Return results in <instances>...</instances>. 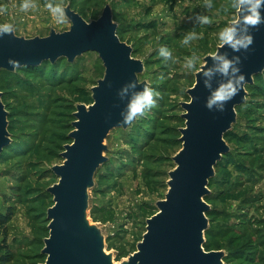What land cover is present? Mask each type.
Here are the masks:
<instances>
[{
	"label": "rangeland",
	"instance_id": "1",
	"mask_svg": "<svg viewBox=\"0 0 264 264\" xmlns=\"http://www.w3.org/2000/svg\"><path fill=\"white\" fill-rule=\"evenodd\" d=\"M22 2L0 0V6L7 7L0 23L13 22L15 35L44 37L51 29L69 30L68 20L53 21L44 7L48 0H36L39 8L28 13L20 11ZM52 2L70 5L88 23L97 20L109 4L121 41L143 63L139 82L146 81L159 93L157 105L145 117L127 129L109 131L103 142L107 160L96 171L89 191L88 219L101 229L106 253L119 263L136 251L146 220L165 197L169 173L175 167L173 157L181 149L182 104L189 101L187 91L196 73L185 72L183 59L193 52L204 59L216 50L217 32L235 18L231 0H211V8L205 7L206 0ZM197 14L207 15L210 23L196 24ZM188 31L201 38L185 46L182 39ZM160 46L174 50L179 62L166 66L157 52ZM38 66L0 70L11 139L6 146L10 148L0 156V213L8 209L13 213L5 242L12 253L5 264L44 263L46 212L53 203L47 189L57 182L52 167L62 164L64 146L71 143L68 137L76 106L92 103L91 89L104 75L95 52H84L70 64L61 59ZM245 91V101L235 109L236 122L224 138L229 151L214 167L207 186L210 196L204 200L211 211L210 216L206 214L207 229L217 245L210 251H223V264H264V71Z\"/></svg>",
	"mask_w": 264,
	"mask_h": 264
},
{
	"label": "water",
	"instance_id": "2",
	"mask_svg": "<svg viewBox=\"0 0 264 264\" xmlns=\"http://www.w3.org/2000/svg\"><path fill=\"white\" fill-rule=\"evenodd\" d=\"M65 9L71 24L67 31L51 29L47 36L33 38L13 32L0 38V70L13 72L60 58L72 63L84 52L97 53L104 67L103 78L91 89L92 103L76 106L71 143L64 146L62 164L52 167L57 182L47 189L53 204L46 212L48 237L41 251L46 258L41 264H223V251L206 252L203 247L210 209L204 197L210 193L208 180L214 177L216 163L229 151L224 135L236 122L235 109L245 101V87L224 112H210L204 107L208 90L195 73V83L187 91L189 101L182 104V145L173 157L175 167L169 173L165 197L146 220L136 251L115 263L112 254L105 251L101 229L88 219L89 191L96 171L107 160L103 155L107 134L113 128L128 127L120 123L124 104L118 100L117 90L132 79L139 86L148 84L139 82L143 63L118 37L109 4L89 23L70 5ZM251 33L253 43L241 54L246 85L264 71V24L252 28ZM9 60L18 61L19 67H11ZM7 116L0 93V153L11 141Z\"/></svg>",
	"mask_w": 264,
	"mask_h": 264
},
{
	"label": "clouds",
	"instance_id": "3",
	"mask_svg": "<svg viewBox=\"0 0 264 264\" xmlns=\"http://www.w3.org/2000/svg\"><path fill=\"white\" fill-rule=\"evenodd\" d=\"M211 6V0H206L205 7L211 8ZM44 7L55 23H64L69 18L65 7L53 3L52 0H48ZM229 7L235 18L217 32L219 46L216 50L206 59H202L199 54L193 52L182 62L185 72L198 73V82L208 90L204 107L210 112H224L226 106L244 89L247 79L242 71L241 54L247 52L253 43L251 29L264 24V0H231ZM19 8L20 11L28 13L38 9L39 4L36 0H23ZM0 14H7L6 6H0ZM195 23L207 25L210 19L207 15L197 14ZM15 29L16 26L11 21L0 23V38L10 35ZM200 38L201 34L188 31L183 35L182 44L189 46ZM225 48L228 51H224ZM173 51L167 46H160L157 49L159 57L166 66L179 62ZM9 64L13 68L19 67V62L15 60H9ZM116 95L118 100L124 104L120 113V123L128 127L138 119L145 117L157 105L159 99L156 89L148 85L139 86L135 79L121 85Z\"/></svg>",
	"mask_w": 264,
	"mask_h": 264
},
{
	"label": "trees",
	"instance_id": "4",
	"mask_svg": "<svg viewBox=\"0 0 264 264\" xmlns=\"http://www.w3.org/2000/svg\"><path fill=\"white\" fill-rule=\"evenodd\" d=\"M117 35H118V37L120 38V33L119 32H117ZM121 40V39H120ZM134 52V51H133ZM61 59H65V58H60V59H58V60H61ZM58 60H56V62L58 61ZM66 61H67V59H65ZM45 62H48L50 65H53V64H55V63H51L50 61H45ZM42 63H44V61L42 62ZM41 63V64H42ZM68 63V62H67ZM70 64V63H69ZM39 66H35V68H38ZM21 68H27L26 66H23V67H20V68H17V69H21ZM31 68V67H30ZM9 72V71H8ZM258 75H260V74H258ZM258 75H255L254 77H253V79L254 78H256ZM252 85V84H251ZM247 86H250V85H245V87H247ZM238 108V106L236 107V109ZM71 126V129H73V127H72V125H70ZM229 133H230V131H228L227 133H225V135H224V138L225 137H227L228 135H229ZM68 140L71 142V140H70V138L68 137ZM10 146V145H9ZM4 147L3 148V150H2V152L0 153V156L6 151V150H8V148H10V147ZM225 155L226 154H223L222 155V158H221V160L220 161H222V159L225 157ZM220 161H218L217 163H216V165H215V167H217L218 166V164L220 163ZM213 180V177L211 178V179H209L208 180V185H209V183L211 182ZM50 195V194H49ZM209 196H210V194L209 195H207V196H205L204 197V200H208L209 199ZM50 197L52 198V196L50 195ZM52 202H53V200H52ZM53 204V203H52ZM156 211H157V209H156ZM211 211H209V212H207L206 214L208 215V216H210L209 214H211L210 213ZM12 217H13V213L11 212V209L9 210H6V212L5 213H0V235H1V237H2V241L4 242L3 244H1L0 245V251H3L4 252V254L2 253V255H1V257H0V263H8L9 262V260H10V257H11V253H12V249L8 246V244L7 243H5L6 241H7V237H8V224L11 222V220H12ZM46 221L48 222V220H47V218H46ZM46 230L48 231V229L46 228ZM204 235H205V242H204V244H203V247H204V249L206 250V251H210V250H216L217 249V245H214L213 244V235H212V233H211V231L210 230H208V229H206V231L204 232ZM42 257L44 258L45 257V255H43L42 254ZM42 258V259H43ZM46 258V257H45Z\"/></svg>",
	"mask_w": 264,
	"mask_h": 264
}]
</instances>
